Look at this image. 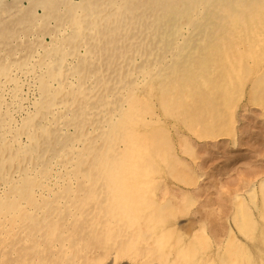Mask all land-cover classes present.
I'll use <instances>...</instances> for the list:
<instances>
[{
  "label": "rangeland",
  "instance_id": "374dc122",
  "mask_svg": "<svg viewBox=\"0 0 264 264\" xmlns=\"http://www.w3.org/2000/svg\"><path fill=\"white\" fill-rule=\"evenodd\" d=\"M86 1H89V0H0V63H2L3 65H7V64H10V62H14V64L16 66L13 68L15 70L14 71L15 73L17 71V73H16L17 75H20L23 68L24 69L30 68V67H27L28 65H26V62L28 61L27 56L31 55L32 53H33V55L36 54L37 52H38V54L41 53L40 50L42 51L44 48H46V47L48 48L49 46L51 47L54 44V42L56 44L60 43L64 46L65 50L64 49H62V50H64V52L67 54V59L70 60L69 63H71L72 58H73L72 60L75 59L76 55H78V54L80 55V57L78 56L79 59L75 60L76 63L75 62L71 63V64H73V66H75L76 70L78 68L80 69V64L83 68L84 62L92 61L95 64V68L96 69L99 68L98 70L101 73V75L105 76V77H109L112 80V82L118 77L119 73H121V72H123L125 74L126 72L131 71L132 74H134L137 70H139V71H143L145 69L149 70L152 66L151 70L148 72V75H147V76H151L150 79H148L144 84L142 82L140 84L135 85L134 86L135 89L131 90L129 87H127L126 91H124V93H127L128 97L131 96L130 92L134 91L133 93H135V96H134V98L131 99L130 103H131V106L133 108V111L135 109H137V111H136V114H131L132 117L130 119H127V121H129V124H131V126L129 125V126H126V128L124 127V130L126 129V131L121 130L120 133L117 132L116 134L109 136V138L113 139V142H114V141H117L116 140L117 138H119V139L121 138L122 140H124L125 138L130 139V134L133 132V134L136 137L134 136V142H135V148L134 149L135 150L133 152L132 162L133 163L138 162L139 163L138 165H140V166H141V163L143 165H142V167L137 165L135 167V169L129 175H127L125 173L126 171H124V175H122V177L125 180V182H123V184L127 188V191H128L127 195L128 196L125 193L121 196L119 188L122 186V184H119V186H118L116 179L112 178L111 176L110 177L108 176V173H109L108 168H106V171L100 170V165H98V166L94 165L91 168V163H89V165L87 167V173L90 177L88 176L87 179H84L83 177L80 178L81 181L79 180V183L77 185V188L79 189V194L75 197V199H77V201H78L77 203H79V208H80L79 210H83V213L87 212V214H85L87 216H86V219H83L82 221H80L81 224L79 225L78 228H77V226H74L72 228L75 231L70 232L71 234L70 233L67 234L68 237H71V238L74 237L75 240H77V239L80 240L81 247L79 245L80 248L77 249L78 253L76 255L79 258H75V259H77V260L78 259H80V260L84 259L81 261H83L84 263H87V261H88L90 264H109V262H110V264H158V263L159 264H171V263L176 262L175 260L172 261V259H174L173 258L174 252H176V250H174L172 244H174V242L176 240L175 246H174L175 249L181 244L184 245L183 246L184 248L188 247L189 243H191V242L194 245L196 244L197 250L199 249L197 251L198 255L196 254V260L198 261L197 262L198 264H199V261H200V264H203V263L208 264L207 262H209V264H211V263H213V264H224L223 262H225V264H231L229 258L232 255L229 256V254H232V253L233 254L238 253V256L233 255L231 258L234 259V258L238 257L240 264H246V263L247 264H249V263L253 264V262L255 260L256 261L254 264H256V263L257 264H260V263L263 264L262 261L264 262V246H263V244H264V234H263L264 233V226H261V225H264V184L263 183L260 184V182L264 178V172H263L264 171V147H263L264 146V132H263L264 129H262V128H264V94L262 93V95H261V92L264 91V70H263L264 61H261L262 58L264 60V57H263L264 56V51H263L264 48H262V47H264V31H263V35H261V36L249 35L248 37L242 36L240 38H237L235 40V43H237V47H239V51L238 50H237L238 52H236V51L233 52V50L228 51L230 53L225 54V56H227V59L224 60L222 52L220 50L216 51V45L211 43V41L214 42V40H215L212 37L221 36V34H224V35L228 34L231 30L229 28V26L228 25L226 26L224 21H220L217 19L213 20L212 23L207 25V24H205L204 20H202V19L201 20H199L197 18H195L193 20L189 19L190 20V22H189L188 19L184 18L188 22V25H189V30L187 28H185L183 30V32L186 33L184 35V37L186 39V43L189 45L186 47L185 52H183L180 55V57L178 58V59H181V62L174 64L173 62L176 59L174 56L172 57V55H173V54H171L172 53L171 52L172 47L177 46L178 42H180L181 39H179V37L172 34L171 32L166 31L165 29L161 28L163 30L164 34H162L160 36L159 41H160V47H162L163 49L158 51L159 57H157V58H156L157 54H155V52L152 51V46H153L152 42L142 43L141 39L136 35H135L134 39L129 40V42L126 46L120 47L119 42H117L116 45H117L118 49L116 52H114L112 50V48L115 47V45H114L115 43L112 42V39H113L112 35H110V34H108V36L104 35L105 32H104L102 23L100 26H97L94 29V31L89 30V31L84 32L83 29L72 30L69 26V24H70L69 22L71 20V17L73 15V13H75V10L77 9V7H79V6L81 7L83 5H86ZM95 1L98 2V0H95ZM99 1H101V0H99ZM99 5H100V3H99ZM100 12H102V10L100 7H98V4H97V10L96 9L94 10V14L98 15ZM204 15L206 17V14H204ZM202 17H203V15H202ZM211 18H214V16ZM184 19L181 20V22H185ZM164 21L165 22H163V20H162V24H161L162 26H164V28L169 27L166 24L167 22H168V24L170 23V24L176 25V23H172L173 21H170V20L169 21L164 20ZM80 22L84 23L85 21H80ZM195 24H199V25L195 26ZM200 24H201L202 28H209V30H210L209 33H210L211 37H209L210 39L207 41V43L204 42L202 44L198 39L199 38L198 31L200 28ZM85 25L86 24H83V26L81 28H83ZM104 27H105V24H104ZM210 28H212V29H210ZM97 29L99 32H102V34L98 35L97 39H95L94 35H92V33H96ZM224 30H227V32H223ZM80 32L85 33V36H84L85 38L83 39V41L80 40V37L84 34L83 33L80 34ZM119 37H120V35H119ZM256 38H259V39L255 40V42L259 41L258 44L262 45V47H259L260 45L257 46L258 44L256 46H249L248 45L250 42H252L251 40H254ZM106 40L109 41L108 44L105 43ZM167 40H168V43H167ZM144 41H146V40H144ZM83 43L85 44V46L87 48H89V53H88L89 57L84 54L85 48L83 46ZM140 44H145L146 46L141 48ZM245 44H246V47H248L247 50H245L242 46ZM107 45H109L108 49H106ZM254 47L257 48L255 51H253ZM249 50H251L250 53H249ZM260 50H262V51H260ZM107 51H109V52H107ZM74 52L76 55H74ZM243 52H246V53L244 54ZM258 52H261V54ZM91 53H92V56H91ZM203 54H206V55H203ZM212 54H213V56H212ZM218 54H220V55H218ZM250 54L253 56H251ZM71 55H73V57ZM216 55H218V56H216ZM195 56H197V57H195ZM243 56L246 59L243 58ZM198 57H199V59H198ZM251 57H253V59H255V60L251 59ZM259 57H261L260 58L261 60L258 59ZM28 58H31V57H28ZM193 58H195V59H193ZM206 59H207V61H206ZM256 59H258L259 62ZM69 60H67V61H69ZM125 60H127V61H125ZM154 61H155V64H157V65H156V67L153 68ZM217 63H218V65H217ZM254 63H256V64H254ZM195 64L197 66H195ZM116 65H118V66H116ZM209 65H210V67H209ZM250 65H252V66H250ZM239 66H240L241 70L239 69ZM116 67H117L118 73H116L113 69ZM256 67H257V69H256ZM135 68L137 70H135ZM110 69H113L112 72L110 71ZM248 69H250V70L248 71ZM222 71H223V73H222ZM251 72H252V74H251ZM100 73H98V75ZM216 75L218 77H216ZM237 75H239V76H237ZM250 75H251V77H250ZM115 76H117V77H115ZM210 76H211V78H210ZM213 77H214V79H213ZM249 77L251 80L248 79ZM252 77H254V78H252ZM94 79H95V77H94ZM21 80H23V82H24L23 85H20V88L22 89V91L24 93L23 94L24 99H23V103H22L23 108H22V111H20V113L19 112L16 113V115L14 116L15 120H18L19 118H21L20 116H23L25 114L24 112L28 108H30V106H32V104L31 105H30V103L27 104V102L34 96L33 92H35V91L29 89V87L34 84L32 79L26 80L23 76V77H21ZM208 80L209 81L211 80V82L213 80L214 81H213V83H211V82H208ZM220 80H222V81H220ZM19 82H20V80H19ZM169 82H171L172 84ZM247 82L249 85L247 84ZM153 83H154V85H153ZM222 83L224 86L223 85L221 86ZM91 84L92 83H90V85ZM209 84L210 85L213 84V85L210 86ZM217 84L218 85L220 84V86H217ZM114 85H120V84L114 83ZM189 86H191V88ZM114 87H116V86H114ZM182 87H183V89H182ZM216 87H218V88L222 87L221 88L222 92H221L220 88L218 89ZM162 89L164 90V92ZM190 89H192V90H190ZM210 89H211V91H210ZM187 91H188V93L190 92L189 93L190 95L187 93ZM193 91H195V92H193ZM180 92H181V94H180ZM194 93H196V95ZM138 94H140V95H138ZM198 94H199V96H198ZM209 94H210V96H209ZM207 95H208V98H207ZM212 95L214 96V98H216L215 99L216 101L213 100L214 98ZM29 96H30V98H29ZM222 96H224L225 98ZM185 98H186V100H185ZM211 98H213V99H211ZM229 99H230V101H228ZM109 100L111 101L110 103H112V104H109V106H113V103H114L113 101H116V97H114L113 99L109 97ZM175 100L178 101V103ZM134 102H136V103H134ZM150 102H152L151 105H150ZM24 103H26V104H24ZM161 103H163V104L161 105ZM260 104H262V105H260ZM186 105H187V107H186ZM167 106H169V108ZM159 108H160V110H159ZM144 111H145V113H144ZM161 112H162V114H161ZM166 113H168L167 114L168 116L166 115ZM241 114H242V116H241ZM246 118L249 120L250 119L252 120L253 118L254 119L251 122H249V120H247ZM161 119H162V121H161ZM133 120H136L137 122L133 121ZM148 121L149 122L152 121V122L149 123ZM245 121H246V123L247 122L248 123L245 125H242L243 123H245ZM167 123H169V124H167ZM250 124H251V127H250ZM167 125H169V127ZM158 126H160V127H158ZM243 126L244 127L246 126V128L241 129V128H244ZM132 127H135V128H132ZM153 127H154V129H153ZM249 127L251 128V130L249 129ZM252 127H254L255 129H252ZM70 129L71 128H69V131H71ZM132 129H134V130H132ZM169 129L172 130V133ZM246 129H247L246 133H248V135L245 132H244L245 134L242 132L243 130H246ZM129 130H131V132H129ZM160 130L162 133L160 132ZM248 131H250V132H248ZM147 132H148V134H147ZM125 133H127V135H125ZM144 135L145 136L147 135V136L145 137ZM202 138H204V139H202ZM111 139H109V140H111ZM245 140H247V141L244 142ZM168 141L171 143H169ZM172 141L174 143H172ZM182 142H183L184 146L181 145ZM259 142H260V144H259ZM153 143H155V144H153ZM246 143L248 146L245 145ZM256 143H257V146H256ZM216 144H217V146H216ZM155 145H156V147H155ZM164 145L166 148L164 147ZM203 146H206V149ZM222 147H224V148H222ZM98 149L99 148H97V150ZM216 149H218V150H216ZM225 149H226V152H225ZM116 150H117V148L115 149V153H116ZM131 150L133 151V149H131ZM189 150H191L190 154H188ZM222 150H224V152L226 154L223 153ZM244 150H245V152H244ZM135 151H136L137 155L134 158ZM200 151H203L204 155H201L203 153ZM221 151H222V153H221ZM230 151L233 153H231ZM252 151H253V153H252ZM207 152H210L213 155L208 153L209 155L206 154V156H205V153H207ZM227 153L228 154L230 153L229 155L231 156V158L229 156H227L228 155ZM243 153L245 154V156L243 155ZM152 154H154V155H152ZM221 154L226 155L227 161H226V159L224 161H222L223 158H226V157H225V155H224V157L221 156ZM248 154H250V155H248ZM251 155H253V156H251ZM201 156H203V157H201ZM219 156H220V158H219ZM115 158H116V156H115ZM138 158H139V160H138ZM146 158L148 161L146 160ZM177 158H179V160ZM182 158H184V159H182ZM214 158H216L218 160H216ZM201 159L205 162V164H203L204 162ZM207 160L210 163H208ZM220 160L222 162H220ZM212 161H213V163H212ZM218 162H220L221 164ZM211 163L213 165H211ZM185 164L187 167H184ZM206 164L209 166H212L210 168L211 170L208 168V166H205ZM231 164H233V166ZM217 165H219L220 167H218ZM221 165H223V166H221ZM181 166H183V167H181ZM204 166L206 169L204 168ZM227 166H229L230 168ZM217 167H218V169H217ZM224 167H225V169H224ZM141 168L143 170H141ZM200 168H203L204 171H203V169H200ZM221 168H222V170H221ZM253 168L255 169V172H254ZM188 169H190L189 170L190 172L188 171ZM215 169H217V170H215ZM68 170H70V169H68ZM206 171H207V173H206ZM218 171H220V172L218 173ZM246 171L247 172L253 171L252 172L253 174L251 175V172H249L248 174L244 173ZM111 172L112 171L110 169V173ZM222 172H223V174H222ZM236 172H238V174ZM240 172L241 173L243 172L242 175L245 174V176L248 175L249 177L248 176H247L248 178L243 177ZM138 173H140L142 175H140ZM220 173H221V175H216V174H220ZM224 173H225V175H224ZM205 174H207V175H205ZM236 175L238 178L240 175L242 176V177L240 176L241 181L240 180L235 181L236 179H238V178L235 179ZM253 175H254V177H253ZM195 176L197 177V179ZM198 176H200V177H198ZM207 176H209V177L214 176L213 178L210 177L209 180H211L210 182L213 181L215 183L214 187L216 185V187H215L216 190L213 188V185H212V187L210 186V188H209L210 190L205 189L206 187H204V186H206V184H207L206 182L210 183L209 180L206 178ZM181 177H183V178H181ZM204 177H205V180H204ZM215 177H217L218 179H215ZM225 177L228 179H226ZM90 178H92V179H90ZM128 178H129V180H128ZM246 178L249 181H246ZM258 178H259V180H258ZM182 179H184V180H182ZM220 179H221V181H220ZM153 180H155V181H153ZM156 180H157V183H156ZM201 180H202V182H201ZM204 181H205V183H204ZM222 181L223 182L226 181L227 183H223ZM230 181H233V183L235 182V184L237 182L238 183V184H236L237 186L235 184L233 185V183H232V185H227L228 182H229V184H231ZM244 181H245V184L242 185V183ZM190 182H192V183H190ZM199 182H201V183H199ZM187 183H189V184H187ZM247 183H248V185H247ZM220 184L221 185L226 184L227 187L226 186L220 187ZM239 184L242 186H239ZM217 185H219V186H217ZM244 185L245 186L247 185L246 186L247 188H245ZM129 186L131 187V189L129 188ZM148 186H149V188H148ZM229 186H232V187L236 186V187H234V192L231 191L232 194H229V192H230ZM239 187L241 188V190L235 191V188H237L236 190H238ZM193 188H194V190L197 188V190H201V192L207 191L206 192L207 194L206 193L204 194V192L201 193L200 191H198L197 194L199 196H200L199 192L204 195V196L201 195L202 197L201 198L199 197L200 198L199 199V198H197L198 196H195V192L193 191ZM211 188L214 189L213 191H216L218 194H215L216 192L215 193L212 192ZM222 188H223V190L224 189L225 190L223 191ZM219 189H220V191L222 190L224 193L222 191L220 192ZM255 189H256V191H254ZM231 190H233V188ZM163 191H165V192H163ZM131 192L133 194H131ZM225 192L226 193L228 192L227 194H229V195L226 197L227 198L230 197L231 200H230V198L227 200V198L224 195ZM161 193H162V195H161ZM180 193H184V194L180 195ZM211 193L214 196L218 195V196H216L217 198H215L216 201H214L215 199L212 198V195H211V200L214 199V200H212L213 204L215 205L214 206L212 204L213 207L209 203L210 197H208V196H210ZM235 193H237V194H235ZM154 194H155V196H153ZM145 195H146V197H145ZM182 195H184V196H182ZM231 195H234V196H231ZM163 196H164V198H162ZM221 196H222V198H220ZM204 197H206V198H204ZM235 197H238V198H235ZM241 197H242V200H241ZM121 198H123V201H121ZM202 198L206 200V204L209 203V204H207L208 206L203 204L205 206L202 207L200 205L201 203L204 202ZM207 198H209V199L207 200ZM167 199H168V201L165 202V200H167ZM191 199H192V201H191ZM221 199H224L225 201L223 202V200L221 201ZM130 200H131V202H130ZM145 200H147V201H145ZM151 200H152V202H151ZM198 200H200V201H198ZM163 201H164V203H163ZM207 201H209V202H207ZM217 201H219L217 204L218 207L215 204V202L217 203ZM226 201H230L229 202L230 204L225 203ZM123 202H124V204H123ZM232 202H233V204H232ZM237 202H238V204H237ZM221 203H225L227 205H230L229 206L230 209H228L229 207L225 206V204L220 205ZM140 204H142V206H140ZM161 204H163V206H161ZM172 204H173V206H172ZM88 205H90V206H88ZM143 205H145V206H143ZM156 207H159V208H156ZM205 207L207 209L209 207L213 213L211 212V214H209L210 209L207 210V209H205ZM215 207H217V208H215ZM235 207H238V208H235ZM244 207H245L246 212L248 214L245 213V210L243 209ZM219 208H221L220 211L225 210L223 212V214H221V212L218 211ZM187 209H189V210H187ZM215 209H217V210H215ZM160 210H163V211H160ZM214 210H215V212H214ZM138 211H140V213ZM217 211H218V213H220L222 215V219L216 220V218L218 217V216H215V214H218ZM232 211H234V212H232ZM93 212H94V214H93ZM147 212H149V213H147ZM165 212H166V215H165ZM199 212L203 213V214L200 215ZM241 212H242V214H241ZM161 213H162V215H161ZM250 213H252L253 215ZM120 214H122L124 216V217H120V218H122V221L124 220L122 222L123 224L122 223L118 224L119 222H116L113 219L114 223L109 226L110 229H109V227H106L107 219L109 221L112 220V219H110V218H112L111 215L118 216ZM158 215H160V216H158ZM221 215H219L218 218H220ZM234 215L236 217H234ZM246 215H247V217H246ZM152 216H153V218L151 219ZM163 216L165 219L163 218ZM165 216L167 217V219ZM199 216L201 218L202 217L203 218L201 219ZM212 216H214V217H212ZM142 217H143V219H142ZM157 217L160 219H158ZM204 217L207 218L206 221H205ZM230 217H232V218H230ZM139 218L142 220H140ZM223 218H224V220H223ZM225 218H227V220H225ZM232 219H234V220H232ZM135 220L136 221L138 220L139 222L137 221L138 223L135 224L136 223V222H134ZM160 220H162L164 222H161ZM207 220L208 221L210 220V221L207 222ZM211 220H213L214 223H211L212 222ZM221 220H223L224 222L222 221L223 222L222 223ZM248 220L250 221L251 224L254 223L253 222V220H254L256 224L251 225ZM141 221L142 222L144 221V222L142 223ZM202 221H204V222H202ZM218 221H219V223L220 222L221 223L216 224V223H218ZM159 222H160V224H159ZM198 222H202V224H204L202 226H203V228L204 227L205 228H204V230L203 229H201V230H203L205 232V235L200 233L201 230L199 228H200L201 223H198ZM257 222H259V223H257ZM164 223H165V227L163 226ZM207 223H211V224H207ZM244 223L249 225V227H247V225ZM145 225H148V226H145ZM153 225H155V226H153ZM219 225L221 226L220 232H218V229L220 227ZM222 225L225 227H222ZM237 225H238V229H236ZM255 225H256V227H255ZM156 226H158V227H156ZM208 226L211 227V228H209L210 230L208 229ZM239 226H242L243 229H242V227L239 228ZM133 227H135V228H133ZM150 227H151V229H150ZM251 227H253V228H251ZM261 227H263V228H261ZM223 228H225V229H223ZM229 228H230V230H228ZM249 228H250V230L244 231V230H247ZM145 229H146L147 233H150V235L152 234L150 236L151 239H154L156 234L157 235L163 234L162 235L163 238H161L160 240L167 239V240H164L165 244L158 242L160 244V247H161L160 250L155 249V246H153V244L155 245V242L154 243H153V241L151 242V239L148 240L145 234H139V235L134 234V231H139V232L143 233L145 231ZM191 229H193V230H191ZM212 229H214V232L217 231L218 234L223 232L224 235L221 234L222 235V237H221L215 232L217 234V236H216ZM163 230H165V231H163ZM211 230L213 233L212 232L209 233ZM227 230L230 232L229 236L227 235L228 234ZM59 231L60 230H54L53 234H51V235L53 237H55L58 235ZM113 231H115L116 233ZM128 232H129V234H128ZM232 232L235 235H233ZM241 232L243 233V235ZM247 232H249V233H247ZM197 233H199V234H197ZM250 233H252V235H250ZM22 235L18 234V236H17V238H19L20 242L17 243L18 249H17V252L14 254V258H16V259H17V254H18L19 250L22 249L23 246L26 247V243L22 244V242L20 240ZM51 235H50V237H51ZM141 235H143V236H141ZM253 235H255L256 237L254 236V238H253ZM176 236H177V238L179 237V239H180V236L181 237L183 236V237L179 240V239H175ZM191 236H193V237H191ZM215 236L218 238L221 237L220 238L221 241L218 240V238H216ZM260 236H261L262 240H261ZM184 237H186V238H184ZM187 237L190 239H188ZM212 237H214V238H212ZM99 238H101V239H99ZM228 238H230V239H228ZM121 239H123L124 241L122 240V242H121ZM125 239H127V240H125ZM203 239L205 242L203 241ZM178 241L180 243H178ZM213 241L216 244H214ZM231 241H233V242L231 243ZM81 242H83V243H81ZM108 242L110 245L108 244ZM149 242L151 243V245ZM234 242H235V245H234L235 248H233L231 251L232 253H230V249L232 248V244ZM121 243H122V247H119V246H121ZM203 243H207V244L204 245ZM114 245H116V246L114 247ZM165 245H167V247H165ZM200 245H201V247H200ZM82 246H83V249H82ZM138 246L140 247L139 250L137 248ZM244 246H246V248H244ZM127 247H128V249L125 250V248H127ZM204 247H205V249H204ZM240 247H242L241 250L239 249ZM165 248H167L169 250H167ZM179 248H181V246H179ZM107 249H109L110 251L113 250V252L115 251V254L114 253L113 254L108 253ZM164 249L166 251L163 252ZM234 249H235V251H234ZM56 250H58V249H54L53 254H55V255H53L48 250H45V249L41 250V248H37L35 255H33L34 249H32V251L30 253L31 254L30 259L28 258L25 260V258H23L22 259V260H24L23 262L15 263V264H38V263L39 264L40 263L41 264H43V263L44 264L45 263L46 264H55V263L58 264V261L60 259H61L60 260L61 262L59 261V263L75 264L74 258L65 257L64 252H62V251L60 252L59 250L58 251H56ZM41 251H43V252H41ZM79 251L80 252L82 251V252L80 253ZM89 251L93 252V254H89V253L87 254V252H89ZM95 251H96V253H95ZM203 251H204V253H203ZM166 252H167V254H165ZM220 252L222 255L220 254ZM46 253L48 254V257H47ZM247 253H250V254H247ZM57 254H59V255H57ZM160 254L161 255L163 254L165 256L164 257L165 263H162V259L160 257ZM97 255H100V256L98 257ZM127 255H129V256L127 257ZM133 255H134V257H132ZM246 255L248 256V259H247ZM220 256H222V259L225 256V259H227V260L226 261H225V259L222 260ZM249 256H251V257H249ZM64 257L67 259L63 260ZM87 257H89V258H87ZM101 257H102V259H100ZM131 257H132V259H131ZM219 257H220V259H219ZM37 258H38V260H37ZM39 258L41 259L40 260L41 262L39 261ZM98 258L100 260L99 263H98V261H99ZM244 258H246L245 259L246 261L244 260ZM249 258H252V259H249ZM259 258L261 260L260 262H259ZM42 259L44 260V262ZM68 259H70V260H68ZM71 259H73V260H71ZM241 259H243V260H241ZM2 260H0V264H7L6 263L7 261H11V259H5L3 261ZM108 260H109V262H108ZM220 260H222V261H220ZM249 260H250V262H249ZM201 261H203V262L201 263Z\"/></svg>",
  "mask_w": 264,
  "mask_h": 264
},
{
  "label": "bare ground",
  "instance_id": "6f19581e",
  "mask_svg": "<svg viewBox=\"0 0 264 264\" xmlns=\"http://www.w3.org/2000/svg\"><path fill=\"white\" fill-rule=\"evenodd\" d=\"M99 3H100V5H99ZM97 4H98V7L101 8L102 12H100L98 15H95L94 14V10L95 9L97 10ZM204 14H206V17H205ZM202 15H203V17H202ZM213 16H214V18H211ZM184 18L185 19H188L189 22H190V20H193L195 18H197L199 20L202 19V20H204L205 24H207V25L210 24V23H212L213 20L217 19V20H220V21H224L225 25L226 26L227 25L229 26V28L231 30H230V32L228 34H225L224 35V34H221L220 33L221 36L212 37V38L215 39L214 42H212L210 40L211 43H213L214 45H216V51L220 50L222 52L223 57H224V60H225V59H227V56H225V54H229L230 53L228 51H231V50H233V52L234 51H236V52L239 51V47H237V43H235V40L237 38H240L242 36H247L248 37L249 35H253V36H257V35L258 36H261V35H263V31H264V0H101V1L98 0V2L95 1V0H89V1H86V5H83L81 7L80 6L77 7V9L75 10V13H73V15L71 17V20L69 22L70 23L69 26H70V28L72 30H74V29L75 30L76 29H78V30L79 29L80 30L83 29V31L85 32V31H89V30L94 31V29L97 26H100L101 23H102L103 24V29H104V32H105V33L103 32L104 35H106V36H108V34L112 35V38H113L112 39V42L115 43L114 44L115 47L112 48V50L114 52H116L117 49H118L117 48V45H116L117 42H119L120 47L126 46L128 44V42H129V40L134 39V37L136 35V36H138L141 39V42L142 43H144V42H152V44H153L152 51L155 52V54H157L156 58L159 57L158 51H160V50L163 49L162 47H160L159 38H160V36L162 34H164V32H163L162 29H165L166 31L171 32L172 34H174L177 37H179V39H181V41L178 42V45L177 46H173L172 47V51L170 50L172 52L171 54H173L172 57L174 56L175 59H176V60H174L173 63L176 64L178 62H181V59H178V58L180 57V55L183 52H185L186 47L189 45V44L186 43V39L184 37V35L186 33L183 32V30L185 28H187L189 30V25H188V22ZM183 19H184L185 22H181V20H183ZM162 20H163V22H165L164 20H166V21H169V20L170 21H173L172 23H176V25L170 24V23L168 24V22H167L166 24L169 27L164 28V26L161 25L162 24ZM80 21H85V22L84 23H81ZM83 24H86V25L83 28H81L83 26ZM104 24H105V27H104ZM198 25L199 24H195V26H198ZM98 29L96 30V33H92V35H94V38L95 39H97L98 35H101L102 34V32H99ZM210 29H212V28H210ZM209 32H210L209 28H202L201 27V24H200V28H199V31H198V35H199V38L198 39H199V41L202 44L204 42L207 43V41L210 39L209 37H211V36H210V33ZM223 32H227V30H224ZM82 33L83 32H80V34H82ZM83 34L84 35H82L80 37V40H82V41L85 38L84 37L85 36V33H83ZM119 35H120V37H119ZM257 39H259V38H256L254 40H251L252 42H250L248 45L249 46H256L259 43V41H256L255 42V40H257ZM144 40H146V41H144ZM105 43L108 44L109 41L106 40ZM167 43H168V40H167ZM140 45H141V48H143V47L146 46L145 44H140ZM259 45L260 44H258L257 46H259ZM83 46L85 48L84 49V54L89 57V54H88L89 53V48H87L84 43H83ZM242 46H243V48L245 50H247L248 47H246V44L245 45H242ZM259 47H262V45H260ZM108 48H109V45L106 46V49H108ZM262 48H264V47H262ZM62 49L65 50V48H64V46L62 44H60V43L56 44L54 42V44L51 47L50 46L48 48L46 47L42 51L40 50L41 53L38 54V52H37L34 55L32 53L31 55L27 56L28 61L26 62V65H28L27 67H30V68H26V69L23 68V70L21 71L20 75H17L16 74L17 71H16V73L14 72L15 70H14L13 67L16 66L14 64V62H10V64H7V65H3L2 63H0V260H2V259L3 260H5V259H11V261H7L6 262L7 264L21 263V262L24 261V260H22L23 258H25V260L28 259V258L30 259V255H31L30 253H31L32 249H34V254L33 253L32 254L35 255V252H36V249L37 248H41V250L42 249L48 250L52 254L54 253L53 252L54 249H58L60 252L61 251L64 252V256L65 257L74 258L75 264H90L88 261H87V263H84L83 261H81V260H84V259H81V260L80 259H78V260L75 259V258H79L76 255L78 253V250L77 249L81 247L80 240L79 239L75 240L74 237L71 238V237H68L67 236V234H69L70 232L75 231L72 228L74 226H77V228H78L79 225L81 224L80 221H82L83 219H86V216H87V215H85V214H87V212L83 213V210H79L80 209L79 208V203H77L78 201H77V199H75V197L79 194V189L77 188V185L79 183V180H80L81 177H83L84 179H87L88 178L89 175L87 173V167H88L89 163H91V168L94 165H97V166L100 165V170L106 171V168H108V171H109L108 176L109 177L111 176L112 178H115L116 179V182L118 183V186H119V184H122V186L119 188L120 189L121 196L124 193L127 195L128 194V191H127L126 186L123 184V182H125V180L123 179L122 175H124V171H126L125 173L127 175H129L135 169V167L139 164L138 162H136V163H133L132 162L133 152L135 150L134 149L135 148V142H134V136L135 135L133 134V132L130 134V139L125 138L124 140H122L121 138L120 139L117 138L116 139L117 141H114V142H113V139L109 138V136H111L113 134H116L117 132L120 133L121 130L126 131V129L124 130V127L126 128V126H129V125L131 126V124H129V121H127V119H130L132 117L131 114H136V111H137V109H135L133 111V108H132L131 103H130L131 99L134 98L135 93H133L134 91L133 92H130V95L131 96L128 97L127 96V93H124V91H126L127 87H129L131 90L132 89H135L134 88L135 85L140 84L142 82L144 84L148 79H150L151 76H147V75H148V72L151 70L152 66H151V68L149 70L148 69H145L143 71H139V70H137L135 68V70H137V71L135 73L133 72L134 74H132L131 71H128L125 74L123 72H121V73H119L118 77L115 76L117 78L112 82V80L109 77H105V76H102L101 75V73L98 70L99 68L96 69L95 68V64L92 61H86V62H84V67L83 68H82V66L80 64V69L78 68L76 70L75 69V66H73V64H71V63H74L76 59H79L80 55L79 54L76 55L75 52H74V55H76L75 56V59L72 60L73 59L72 58L71 59V63H69L70 60L67 59V54ZM253 49H254L253 51H255L257 48L254 47ZM251 50H249V53L251 52ZM260 51H262V50H260ZM107 52H109V51H107ZM243 53L245 54L246 52H243ZM258 53L261 54V52H258ZM213 54H212V56H213ZM203 55H206V54H203ZM218 55H220V54H218ZM218 55H216V56H218ZM71 56L73 57V55H71ZM91 56H92V53H91ZM251 56H253V55H251ZM28 57H31V58H28ZM195 57H197V56H195ZM261 57H259L258 59L261 60L260 59ZM243 58H245V57L243 56ZM193 59H195V58H193ZM198 59H199V57H198ZM251 59H253V57H251ZM258 59H256V60H258ZM67 60H69V61H67ZM253 60H255V59H253ZM259 60H258V62H259ZM125 61H127V60H125ZM206 61H207V59H206ZM261 61H264L263 58H262ZM196 64H195V66H197ZM254 64H256V63H254ZM156 65L157 64H155V61H154L153 68L156 67ZM217 65H218V63H217ZM116 66H118V65H116ZM250 66H252V65H250ZM209 67H210V65H209ZM257 67H256V69H257ZM113 69H114V71L116 73H118L117 72V67L116 68H113ZM113 69H110V71L112 72ZM239 69H240V66H239ZM249 70L250 69H248V71ZM263 70H264V68H263ZM98 73H100V74L98 75ZM222 73H223V71H222ZM251 74H252V72H251ZM23 76H24V78L26 80H31L32 79V81L34 82V84L31 85L29 87V89H31V90H33L35 92H33L34 96L27 102V104L30 103V105L32 104V106H30V108H28L24 112L25 114L23 116H20L21 118H19L18 120H15L14 116L16 115V113H18V112L20 113V111H22V108H23V104L22 103H23V99H24L23 98V94L24 93H23L22 89L20 88V85H23L24 84L23 80H21V77H23ZM237 76H239V75H237ZM94 77H95V79H94ZM216 77H218V76L216 75ZM250 77H251V75H250ZM250 77L248 79H250ZM210 78H211V76H210ZM252 78H254V77H252ZM213 79H214V77H213ZM19 80H20V82H19ZM213 81L211 82V80L210 81L208 80V82H211V83H213ZM220 81H222V80H220ZM90 83H92V84L90 85ZM114 83H119L120 85H114ZM169 83H171V82H169ZM247 84H248V82H247ZM153 85H154V83H153ZM211 85H213V84H211ZM222 85H223V83L221 84V86ZM114 86H116V87H114ZM217 86H220V84L219 85L217 84ZM189 87L191 88V86H189ZM216 88H218V87H216ZM219 88L221 90L222 87H219ZM182 89H183V87H182ZM190 90H192V89H190ZM210 91H211V89H210ZM163 92H164V90H163ZM193 92H195V91H193ZM221 92H222V90H221ZM187 93H188V91H187ZM262 93L264 94V91L261 92V95H262ZM180 94H181V92H180ZM194 94L196 95V93H194ZM210 94H209V96H210ZM138 95H140V94H138ZM198 96H199V94H198ZM224 96H222V97H224ZM109 97L112 98V99L114 97H116V101H113L114 102L113 103V106H109V104H112V103H110L111 101L109 100ZM29 98H30V96H29ZM207 98H208V95H207ZM213 98H214V96H213ZM213 98H211V99H213ZM215 99L216 98H214L213 100L216 101ZM185 100H186V98H185ZM228 101H230V99ZM176 102L178 103V101H176ZM134 103H136V102H134ZM151 103L152 102H150V105H151ZM24 104H26V103H24ZM162 104L163 103H161V105ZM260 105H262V104H260ZM167 107L169 108V106H167ZM186 107H187V105H186ZM159 110H160V108H159ZM144 113H145V111H144ZM161 114H162V112H161ZM167 114L168 113H166V115ZM241 116H242V114H241ZM247 120H249V119H247ZM252 120L250 119L249 122H251ZM133 121H136V120H133ZM161 121H162V119H161ZM150 122H152V121H150ZM247 123L245 121V123H243L242 125H245ZM167 124H169V123H167ZM167 126L169 127V125H167ZM246 126L245 127L243 126L244 128H241V129H245ZM158 127H160V126H158ZM250 127H251V124H250ZM250 127H249V129L251 130ZM69 128H71L70 129L71 131H69ZM132 128H135V127H132ZM153 129H154V127H153ZM252 129H255V128L252 127ZM262 129H264V128H262ZM132 130H134V129H132ZM170 131L172 133V130H170ZM246 131H247V129L246 130H243L242 132L243 133L244 132L246 133ZM129 132H131V130H129ZM160 132H161V130H160ZM248 132H250V131H248ZM147 134H148V132H147ZM246 134L248 135V133H246ZM125 135H127V133H125ZM109 139H111V140H109ZM202 139H204V138H202ZM246 141L247 140H245L244 142H246ZM169 143H171V142H169ZM172 143H174V142L172 141ZM153 144H155V143H153ZM259 144H260V142H259ZM181 145H183V142L181 143ZM245 145L248 146L247 143ZM216 146H217V144H216ZM256 146H257V143H256ZM155 147H156V145H155ZM164 147H165V145H164ZM203 147L206 149V146H203ZM224 147H222V148H224ZM97 148H99V149L97 150ZM116 148H117V150H116V153H115V149ZM131 149H133V151ZM216 150H218V149H216ZM190 151L191 150L188 151L189 152L188 154L191 153ZM222 151H223V153H225L226 152V149H225V152H224V150H222ZM222 151H221V153H222ZM200 152L203 153V151H200ZM244 152H245V150H244ZM208 153H210V152L205 153V156ZM231 153H233V152H231ZM252 153H253V151H252ZM229 154L227 156H229L231 158V156ZM136 155L137 154H136V151H135L134 158L136 157ZM152 155H154V154H152ZM201 155H204V153L201 154ZM211 155H213V154H211ZM224 155L221 154V156H223V157H224ZM243 155L245 156L244 153H243ZM248 155H250V154H248ZM115 156H116V158H115ZM251 156H253V155H251ZM201 157H203V156H201ZM225 157H226V155H225ZM216 158H214V159H216ZM219 158H220V156H219ZM177 159L179 160V158H177ZM182 159H184V158H182ZM225 159L227 161V157L226 158H223L222 161H224ZM138 160H139V158H138ZM146 160H147V158H146ZM216 160H218V159H216ZM222 161L220 160V162H222ZM207 162H208V160H207ZM220 162H218V163H220ZM208 163H210V162H208ZM212 163H213V161H212ZM212 163H211V165H213ZM203 164H205V162ZM142 165L143 164L141 163V166L140 165H138V166L142 167ZM231 165L233 166V164H231ZM205 166H208L209 169L212 167V166H209L207 164ZM205 166H204V168H205ZM217 166L220 167L219 165H217ZM221 166H223V165H221ZM181 167H183V166H181ZM184 167H187L186 164L184 165ZM218 167H217V169H218ZM227 167H229V166H227ZM222 168H221V170H222ZM68 169H70V170H68ZM110 169L112 171L111 173H110ZM200 169H203V168H200ZM217 169H215V170H217ZM224 169H225V167H224ZM141 170H143V169L141 168ZM189 170L190 169H188V171ZM203 171H204V169H203ZM219 172L220 171H218V173ZM249 172H251V175L253 174L252 173L253 171H248V172L246 171L244 173L248 174ZM254 172H255V169H254ZM206 173H207V171H206ZM236 173L238 174V172H236ZM138 174H140V173H138ZM222 174H223V172H222ZM242 174H243V172L241 173V175ZM140 175H142V174H140ZM205 175H207V174H205ZM216 175H221V173L220 174H216ZM224 175H225V173H224ZM240 176H239L240 179L237 177V175H236V177L235 176L234 177H235V179L236 178H238V179H236V180L234 178L233 179L235 181H237V180H240L241 181V177L242 176L243 177H247L248 175L245 176V174H244L241 177ZM198 177H200V176H198ZM210 177H212V176H210ZM210 177L207 176L206 178L209 180ZM253 177H254V175H253ZM181 178H183V177H181ZM247 178H246V181H249V180H247ZM90 179H92V178H90ZM196 179H197V177H196ZM215 179H218V178L215 177ZM226 179H228V178H226ZM128 180H129V178H128ZM182 180H184V179H182ZM204 180H205V177H204ZM258 180H259V178H258ZM153 181H155V180H153ZM210 181L211 180H209V182ZM220 181H221V179H220ZM201 182H202V180H201ZM201 182H199V183H201ZM156 183H157V180H156ZM190 183H192V182H190ZM204 183H205V181H204ZM206 183L208 185L207 184H206V186H204L205 184L203 185L204 187H206L205 188L206 190H208L210 188V186L212 187V185H213V188L216 190V188H215L216 185L214 187V184L215 183L213 181L210 182V183H208V182H206ZM223 183H227V182L225 181ZM230 183L231 184H229V182H228L227 185H232L233 181H230ZM261 183L264 184V178L261 180L260 184ZM187 184H189V183H187ZM234 184H235V182L233 183V185ZM236 184H238V183L236 182ZM243 184H245V181L242 183V185ZM242 185L239 184V186H242ZM247 185H248V183H247ZM217 186H219V185H217ZM221 186H226V184H222V185L220 184V187ZM236 186H233V187L232 186H229L230 187L229 191L230 192L231 191L234 192V187H236ZM246 186H245V188H247ZM129 188L131 189L130 186H129ZM148 188H149V186H148ZM194 188H193V191L195 192V196H198L197 198H199V197L201 198L202 196H204L203 194H201L204 191L201 192V190H197V188L195 189L196 190L195 191ZM232 188H233V190H231ZM214 189L211 188L212 192L215 193L216 191H213ZM236 189L237 188H235V191H240L241 190L240 187L238 188V190H236ZM222 190H223V188H222ZM198 191L201 192V193L199 192L200 196L197 194ZM219 191H220V189H219ZM254 191H256V189ZM163 192H165V191H163ZM206 192H204V194ZM230 192H229V194H232V192L231 193ZM227 193L225 192V194H224L225 197L229 195ZM131 194H133V193L131 192ZM181 194H184V193H180V195ZM215 194H218V193L216 192ZM235 194H237V193H235ZM161 195H162V193H161ZM211 195H212V193L210 194V196H208V197H210V199L207 198V200L209 199L210 202L209 201H207V202H209L211 204V206L213 207L214 204H213V201L212 200H214L215 198H217L216 196H218V195H216V196L212 195V198H214L212 200H211ZM153 196H155V194ZM182 196H184V195H182ZM231 196H234V195H231ZM145 197H146V195H145ZM162 198H164V196ZM204 198H206V197H204ZM220 198H222V196ZM229 198L230 197H228L227 200ZM235 198H238V197H235ZM222 200H223V202L225 201L224 199H221V201ZM230 200H231V198H230ZM241 200H242V197H241ZM121 201H123V198H121ZM145 201H147V200H145ZM166 201H168V199L165 200V202ZM191 201H192V199H191ZM198 201H200V200H198ZM203 201H202L203 203L200 202L201 203L200 205L202 207H204L205 205L209 204V203L206 204V200L205 199H203ZM214 201H216V199ZM130 202H131V200H130ZM151 202H152V200H151ZM218 202L219 201H217V203L215 202L216 206H217ZM229 202L230 201H226L225 203L230 204ZM163 203H164V201H163ZM225 203H221L220 205H222V204L224 205ZM123 204H124V202H123ZM142 204H140V206H142ZM203 204H205V205H203ZM232 204H233V202H232ZM237 204H238V202H237ZM88 206H90V205H88ZM143 206H145V205H143ZM161 206H163V204H161ZM172 206H173V204H172ZM225 206H228L229 207L230 205L225 204ZM217 207H215V208H217ZM156 208H159V207H156ZM235 208H238V207H235ZM205 209H207V208L205 207ZM208 209H210V208L208 207ZM228 209H230V207ZM243 209L245 210V213H247L245 207ZM187 210H189V209H187ZM215 210H217V209H215ZM215 210H214V212H215ZM220 210H221V208H219L218 211H220ZM160 211H163V210H160ZM218 211H217V213H218ZM224 211L223 210L220 211L221 214H223ZM138 212L140 213V211H138ZM211 212L212 211L210 209L209 210V214H211ZM232 212H234V211H232ZM147 213H149V212H147ZM93 214H94V212H93ZM202 214L203 213H200V215H202ZM221 214L218 213V214H215V216H218L219 217V215H221ZM241 214H242V212H241ZM250 214H252V213H250ZM161 215H162V213H161ZM165 215H166V212H165ZM158 216H160V215H158ZM111 217L112 218H110V219H112V220H110V221L106 218L107 219L106 227H109L111 224H113L114 223V220L116 222H119L118 224H120V223H122L124 221V220L122 221V218H120V217H124L122 214H120L118 216L111 215ZM143 217H142V219H143ZM212 217H214V216H212ZM218 217L216 218V220L222 219V215H221L220 218H218ZM234 217H236V216L234 215ZM246 217H247V215H246ZM152 218H153V216L151 217V219ZM163 218H164V216H163ZM230 218H232V217H230ZM142 219H140V220H142ZM158 219H160V218H158ZM166 219H167V217H166ZM206 219L207 218H205V221H206ZM223 220H224V218H223ZM223 220H221V222ZM225 220H227V218H225ZM232 220H234V219H232ZM137 221L136 220L134 221V222H136L135 224H137L139 222V221L138 222ZM160 221L161 222H164L162 220H160ZM209 221L207 220V222H209ZM211 221H212L211 223H214L213 220H211ZM202 222H204V221H202ZM202 222H198V223H201L200 228H199L200 230L201 229L204 230V228H205V227L203 228L202 225H204V224H202ZM253 222H254L253 224H256L254 220H253ZM165 223L163 225L164 227H165ZM211 223H207V224H211ZM220 223L218 221V223H216V224H220ZM249 223H250V221H249ZM257 223H259V222H257ZM159 224H160V222H159ZM244 224H246V223H244ZM253 224H251V225H253ZM145 226H148V225H145ZM153 226H155V225H153ZM261 226H264V225H261ZM156 227H158V226H156ZM222 227H225V226L222 225ZM240 227H242V226H239V228ZM247 227H249V225H247ZM255 227H256V225H255ZM133 228H135V227H133ZM209 228H211V227L208 226V229ZM220 228H221V226L219 227V229L217 228L218 229V232L221 231ZM251 228H253V227H251ZM261 228H263V227H261ZM109 229H110V227H109ZM150 229H151V227H150ZM223 229H225V228H223ZM236 229H238V225H237V228ZM242 229H243V227H242ZM54 230H60L59 233H58V235L55 236V237H53L51 235V234H53ZM191 230H193V229H191ZM203 230H201L200 233L205 235V232ZM212 230L214 232V229H212ZM212 230L209 233H211ZM228 230H230V228ZM248 230H250V228L247 229V230H244V231H248ZM163 231H165V230H163ZM113 232H115V231H113ZM215 232L218 234L217 231H215ZM216 233H215V235L217 236ZM247 233H249V232H247ZM18 234H21V235L23 234L21 236V239L20 240H21L22 244H25L26 243V247H24L22 245L24 247L23 248L21 246L22 249L19 250V252L17 254V259H16V258H14V254L17 252V249H18L17 248V243L20 242L19 241V238H17ZM128 234H129V232H128ZM134 234L135 235L145 234L148 240L151 239L150 236L152 235V234L150 235V233H147L146 229H145V231L143 233H141L139 231H134ZM197 234H199V233H197ZM221 234H223V232L220 233V234H218V235L222 237ZM229 234H230V232L228 231V234L227 235L229 236ZM50 235H51V237H50ZM162 235H157L156 234V236L154 237V239H151V242L152 241H153V243L155 242V245L153 244V246H155V249L156 250H160V248H161L160 247V244L158 242L165 244L164 240H167V239L160 240L161 238H163ZM233 235H235V234L233 233ZM242 235H243V233H242ZM250 235H252V233H250ZM141 236H143V235H141ZM254 236L255 235H253V238H254ZM182 237L180 236V239ZM191 237H193V236H191ZM221 237H219V238L216 237V238H218V240L221 241V239H220ZM184 238H186V237H184ZM212 238H214V237H212ZM260 238H261V236H260ZM99 239H101V238H99ZM175 239H179V237L177 238V236H176ZM188 239H190V238H188ZM204 239H203V241H204ZM228 239H230V238H228ZM122 240L123 239H121V242H122ZM125 240H127V239H125ZM261 240H262V238H261ZM175 242H176V240H175ZM175 242H174V244H172L174 250H176V252H174V256H173L174 259H172V261L175 260L176 262L175 263H171V264H198L197 263L198 261L196 260V254L198 255L197 251L199 249L197 250L196 244L194 245L191 242V243H189V246L187 245L188 247H186V248H184L183 247L184 245L181 244V245H179V246H181V248H179V246H178L175 249V247H174L175 246ZM232 242L233 241H231V243ZM81 243H83V242H81ZM178 243H180V242L178 241ZM108 244H109V242H108ZM203 244L205 245L207 243H203ZM214 244H216V243L214 242ZM79 245H80V247H79ZM150 245H151V243H150ZM234 245H235V242L232 244V248L230 249V253H232L231 252L232 249L235 248ZM115 246L116 245H114V247ZM263 246H264V244H263ZM119 247H122V243H121V246H119ZM165 247H167V245H165ZM200 247H201V245H200ZM137 248L139 250L140 247L138 246ZM241 248L242 247H240L239 249L241 250ZM244 248H246V246H244ZM82 249H83V246H82ZM126 249H128V247L125 248V250ZM165 249H167V248H165ZM165 249L163 250V252L166 251ZM204 249H205V247H204ZM58 250H56V251H58ZM107 250H108L107 251L108 253H112V254L114 253L115 254V251L113 252V250H111L112 251L111 252L109 249H107ZM167 250H169V249H167ZM234 251H235V249H234ZM41 252H43V251H41ZM88 253L89 254H93V252H91V251L87 252V254ZM95 253H96V251H95ZM203 253H204V251H203ZM165 254H167V252ZM220 254H221V252H220ZM247 254H250V253H247ZM53 255H55V254H53ZM57 255H59V254H57ZM129 255H127V257ZM231 255L232 256L233 255H237L238 256V253L237 254H233V253L232 254H229V256H231ZM97 256L99 257L100 255H97ZM47 257H48V254H47ZM65 257L63 258V260L67 259ZM102 257L100 259H102ZM132 257H134V255ZM132 257H131V259H132ZM160 257L162 259V263H165V258H164L165 256L163 254L162 255L160 254ZM220 257L222 259V256H220ZM220 257H219V259H220ZM249 257H251V256H249ZM87 258H89V257H87ZM230 258H229V260H230L231 264H240V261H239L238 257H236L234 259L233 258L230 259ZM223 259H225V256H224ZM245 259L246 258H244V260ZM247 259H248V256H247ZM249 259H252V258H249ZM37 260H38V258H37ZM40 260L41 259L39 258V261ZM68 260H70V259H68ZM71 260H73V259H71ZM98 260H99V258H98ZM109 260H108V262H109ZM222 260H220V261H222ZM226 260L227 259H225V261ZM241 260H243V259H241ZM59 261H58V264H64V263H59ZM255 261L253 262V264L255 263ZM260 261L261 260L259 258V262ZM43 262H44V260H43ZM99 262H100V260L98 261V263ZM202 262L203 261H201V263ZM249 262H250V260H249ZM207 263L209 264V262H207ZM223 263L225 264V262H223ZM262 263L264 264L263 261H262ZM109 264H110V262H109ZM199 264H200V261H199ZM211 264H213V263H211Z\"/></svg>",
  "mask_w": 264,
  "mask_h": 264
}]
</instances>
